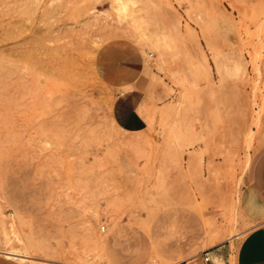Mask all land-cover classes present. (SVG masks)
Segmentation results:
<instances>
[{"label": "rangeland", "instance_id": "rangeland-1", "mask_svg": "<svg viewBox=\"0 0 264 264\" xmlns=\"http://www.w3.org/2000/svg\"><path fill=\"white\" fill-rule=\"evenodd\" d=\"M135 52L148 126L132 134L109 75ZM263 80L264 0H0V250L17 220L29 245L85 248L78 264H219L214 246L264 224Z\"/></svg>", "mask_w": 264, "mask_h": 264}, {"label": "crops", "instance_id": "crops-1", "mask_svg": "<svg viewBox=\"0 0 264 264\" xmlns=\"http://www.w3.org/2000/svg\"><path fill=\"white\" fill-rule=\"evenodd\" d=\"M144 66V56L139 52L131 53L117 61L109 75L111 87L117 92L112 106L113 119L118 128L126 133H140L148 126L144 112L147 102L143 88L145 76L141 74ZM251 187L256 198L264 204V150L254 162ZM208 254L219 264H230L232 258L234 264H264V224L245 234L235 250L228 241L214 246ZM0 264L12 262L0 257Z\"/></svg>", "mask_w": 264, "mask_h": 264}, {"label": "bare ground", "instance_id": "bare-ground-1", "mask_svg": "<svg viewBox=\"0 0 264 264\" xmlns=\"http://www.w3.org/2000/svg\"><path fill=\"white\" fill-rule=\"evenodd\" d=\"M127 10V6L126 5H124V10ZM156 49H158V48H156ZM146 52V51H145ZM150 55V54H149ZM10 74V73H9ZM8 74V75H9ZM261 74V73H260ZM261 78V77H260ZM262 80V79H261ZM250 80H248V82H249ZM254 81V80H253ZM264 81V80H263ZM259 82V81H258ZM254 83V82H253ZM250 84H251V82H250ZM258 85H259V83H258ZM231 87V86H230ZM249 88V87H248ZM258 88V87H257ZM264 89V88H263ZM252 92V91H251ZM252 94V93H251ZM262 94V93H261ZM236 97V96H235ZM249 99V98H248ZM260 100V99H259ZM7 101V100H6ZM227 101V100H226ZM261 101V100H260ZM8 103L10 104L9 105V107H8V109L7 110H10L11 112H12V99H9L8 100ZM227 104V103H226ZM4 106H5V104H4ZM259 106V105H258ZM263 108H264V101H263V104L260 106V109H259V111H258V120L260 121L261 120V116H262V112H263ZM5 109V108H4ZM253 109V108H252ZM6 111V110H5ZM252 111V110H251ZM251 111H250V114H251ZM8 114H10L9 112H7ZM5 114V113H4ZM11 115V114H10ZM4 116V115H3ZM4 117H6L7 118V116H4ZM7 120V119H6ZM8 120H9V118H8ZM229 120H231V118L229 119ZM11 121V120H10ZM6 122V121H5ZM231 122V121H230ZM4 123V122H3ZM8 123V121L6 122V124ZM10 123V122H9ZM11 123H12V121H11ZM260 123H262L261 121H260ZM5 124V123H4ZM264 124V123H263ZM8 125V124H7ZM6 125V127H8ZM234 125V124H233ZM251 125V124H250ZM262 125V124H261ZM10 126V125H9ZM230 126V125H229ZM10 128L8 127V130H9ZM231 129V128H230ZM7 130V131H8ZM11 131V130H10ZM231 132V131H230ZM234 132V131H233ZM7 133H9V132H7ZM9 135V134H8ZM12 135V134H11ZM245 135V134H244ZM227 141V140H226ZM218 142H219V140H218ZM223 142V141H222ZM228 142V141H227ZM230 142V141H229ZM217 143V142H216ZM245 143H246V145L245 146H247L248 148H250L251 146H252V143H253V135L251 134V133H246V135H245ZM193 145H194V143H192ZM229 144V143H228ZM254 145V144H253ZM215 146H216V144H215ZM218 146V145H217ZM222 146V145H221ZM229 146V145H228ZM214 147V146H213ZM232 147H234V145L232 146ZM217 148V147H216ZM218 148H219V146H218ZM222 148V147H221ZM235 148V147H234ZM220 149V148H219ZM219 149H218V151H219ZM228 149H229V147H228ZM232 149V148H231ZM246 149V148H245ZM212 151V150H211ZM233 151H234V149H233ZM235 152V151H234ZM242 152V151H241ZM219 153H220V151H219ZM236 153V152H235ZM216 154V153H215ZM245 154V153H244ZM246 154H248V153H246ZM211 155V154H210ZM237 155V154H236ZM235 156V155H234ZM216 157V156H215ZM214 157V158H215ZM220 157H221V154H220ZM247 157H248V155H247ZM218 158V157H217ZM222 158H223V155H222ZM211 160V159H210ZM231 161V160H230ZM249 161V160H248ZM225 162H226V160H225ZM213 164H214V162H213ZM218 164V163H217ZM220 165H221V163H219ZM218 164V165H219ZM228 164V163H227ZM224 166V165H223ZM227 166V165H226ZM222 168V167H221ZM227 168H228V166H227ZM243 168V167H242ZM218 169V168H217ZM247 169V168H246ZM221 170H223V168L221 169ZM224 172H225V170H223ZM222 171V172H223ZM226 171H227V169H226ZM213 172V171H212ZM220 172V171H219ZM218 171H217V173H219ZM214 173H216V172H213L212 173V175L214 174ZM221 173V172H220ZM221 174H224V173H221ZM212 175H211V177H212ZM218 175V174H217ZM227 177V176H226ZM214 178H215V175H214ZM217 178V177H216ZM224 178V177H223ZM216 180V179H215ZM214 181V180H213ZM209 193V192H208ZM236 197V196H235ZM207 199H208V197H207ZM234 199V198H233ZM235 201V200H234ZM233 200H232V202H234ZM234 206V205H233ZM237 207V206H236ZM239 208H240V205H239ZM240 210V209H239ZM243 214V213H242ZM242 216V215H241ZM243 216H244V214H243ZM244 218H245V216H244ZM246 220H247V218H246ZM17 221V220H16ZM16 221H13L12 222V238H8L7 239V243L8 244H10L11 245V248H9L8 250H6V251H1L0 250V252L1 253H5L7 256H10V257H12V258H15V259H17V260H19L21 263H23V264H34V259H32V255H31V251H30V249L31 248H36V249H38V250H40L41 252H43V253H45V255L47 256V258H48V260L49 261H55V262H58V264H73V263H71V261H69V254H73L74 256H76L77 258H78V260H73L74 262H76V264H78V263H82V262H85V261H88V256L87 255H85V254H83L84 252L86 253L87 251H86V249L84 248V251L82 250V251H79L78 250V248H76V247H74V251L72 250V252H68V250H65V249H63V248H60V249H58V248H54V247H52V246H50V245H48V244H45V243H41V242H38V241H35V240H33V242H32V245H29L28 244V241H27V239L26 238H24V236H23V231H22V233L19 231V228H18V226H17V224H16ZM8 224V223H7ZM10 224V223H9ZM87 226V225H86ZM3 229V228H2ZM86 230V229H85ZM88 230V229H87ZM5 231V230H4ZM7 232V231H6ZM84 232V231H83ZM90 232V231H89ZM88 232V233H89ZM85 233V232H84ZM11 234V233H10ZM27 234V233H26ZM69 234V233H68ZM0 235H2L3 236V234H0ZM90 236V235H89ZM64 237V236H63ZM91 237V236H90ZM111 237V236H110ZM6 238V237H5ZM71 239V238H70ZM87 239H88V235H87ZM41 241V240H40ZM108 238L107 237H102V235L100 236V238H95V239H93L92 240V243H94V244H98V243H100V244H105V243H108ZM63 244V243H62ZM4 245H5V242H4ZM71 245H72V242H71ZM55 246V245H54ZM89 247V246H88ZM67 253H69V254H67ZM92 260V259H91ZM94 263V262H93Z\"/></svg>", "mask_w": 264, "mask_h": 264}, {"label": "built area", "instance_id": "built-area-1", "mask_svg": "<svg viewBox=\"0 0 264 264\" xmlns=\"http://www.w3.org/2000/svg\"><path fill=\"white\" fill-rule=\"evenodd\" d=\"M209 260V258H206V261H208Z\"/></svg>", "mask_w": 264, "mask_h": 264}]
</instances>
